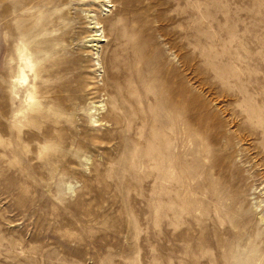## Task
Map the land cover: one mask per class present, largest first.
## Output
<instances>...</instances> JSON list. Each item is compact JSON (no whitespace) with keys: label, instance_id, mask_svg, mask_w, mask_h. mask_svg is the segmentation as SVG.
Wrapping results in <instances>:
<instances>
[{"label":"rangeland","instance_id":"374dc122","mask_svg":"<svg viewBox=\"0 0 264 264\" xmlns=\"http://www.w3.org/2000/svg\"><path fill=\"white\" fill-rule=\"evenodd\" d=\"M0 264H264V0H0Z\"/></svg>","mask_w":264,"mask_h":264},{"label":"bare ground","instance_id":"6f19581e","mask_svg":"<svg viewBox=\"0 0 264 264\" xmlns=\"http://www.w3.org/2000/svg\"><path fill=\"white\" fill-rule=\"evenodd\" d=\"M103 11L106 12V10H103ZM88 17L91 19V21H90L91 26L93 25L90 28H93V29L96 28L97 29V30L94 31L95 33L93 35H91V38L88 39V42L90 44L89 46L90 47L91 46H98V43L99 42H103V40L101 39L103 37L102 36L103 32L100 29V26H99L100 23L98 22L97 17L95 15L88 16ZM28 63L30 65V67H31L32 66V62L28 60ZM96 63H97V61H96ZM21 74H22V80L24 82H27L29 78H28V74L25 72L24 69L21 71ZM92 109H94V111H92V113L93 112H98V114H102L103 113V110H104L103 105H94L92 107ZM69 189L71 191H73L74 186L73 185H70Z\"/></svg>","mask_w":264,"mask_h":264}]
</instances>
